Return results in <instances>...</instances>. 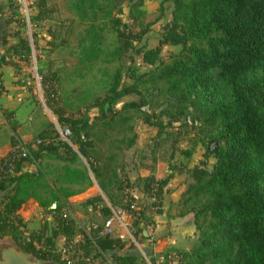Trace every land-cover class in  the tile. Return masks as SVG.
I'll use <instances>...</instances> for the list:
<instances>
[{
	"label": "trees",
	"instance_id": "16d2710c",
	"mask_svg": "<svg viewBox=\"0 0 264 264\" xmlns=\"http://www.w3.org/2000/svg\"><path fill=\"white\" fill-rule=\"evenodd\" d=\"M126 1L129 24L121 18ZM171 2V19L161 26L158 46L135 51L151 67L141 73L134 58L126 55L163 17L162 1L158 16L149 22L144 0H66L74 15L68 24L82 26L70 71L80 78L91 73L98 79L100 94L91 96L84 90L75 104L62 88V78L55 73L42 76L46 106L62 134L65 130L70 134L62 140L53 128L52 135L47 133L49 142L41 139L22 160L34 164L35 172L22 171L20 161L15 174L0 180V191L9 190L0 201V237L9 228L17 229V211L33 201L51 215L53 225L43 247L29 241L24 249L37 259L58 262L54 240L62 236L64 246L72 249L76 234L75 222L64 210L67 199L92 186L93 180L110 205L101 207L104 217L119 208L138 226L142 212L132 208L124 152L135 144L136 122L141 121L157 129V138L165 134L158 145L170 141L168 174L161 179L153 174L138 178L139 190L153 199L155 213H162L165 188L175 172L190 179L178 203L179 214L192 217L197 239L189 250L171 248L178 256L176 264H264V0ZM44 13L38 10L36 19L43 20ZM13 35L18 42L0 55V64H10L5 59L12 48L30 52L28 38L18 31ZM165 44L181 49L164 59L160 51ZM4 91L0 73V96ZM125 96L138 98L120 102ZM92 109L96 113L91 118ZM1 114L13 116L4 109ZM182 117L187 122L180 125L195 129L204 147L203 159L183 170L171 161L176 152L190 158L193 149L178 148L179 135L167 131L170 121ZM152 153L156 162L155 150ZM210 158L214 163L208 169ZM97 201L103 200L94 196L84 205ZM47 228L44 222L41 233ZM138 231L144 234L143 229ZM80 236L96 253L125 245L101 227ZM111 256L114 264H138L134 254Z\"/></svg>",
	"mask_w": 264,
	"mask_h": 264
},
{
	"label": "rangeland",
	"instance_id": "374dc122",
	"mask_svg": "<svg viewBox=\"0 0 264 264\" xmlns=\"http://www.w3.org/2000/svg\"><path fill=\"white\" fill-rule=\"evenodd\" d=\"M26 1L28 19L23 17L24 15L20 12L16 0H0V55L5 54L8 46L17 44L18 36L13 35L16 31L19 32V36L28 38L30 42L29 53L19 48L15 50L12 48L10 52L6 53L5 59L10 64H0L2 81L4 86H7V89L0 96V156L15 145L29 151L35 148L41 139L48 143L47 133L52 135L53 128L59 132L60 139L66 140L59 130L56 116L46 106L44 89L41 84L43 75H48L51 78L52 74L55 73L62 78V88L73 102H75L76 96L84 90H89L91 96L100 94L98 79L94 78L91 73H88L85 78H80L76 72L70 71L76 62L73 52L78 49L77 37L82 30V26L68 24L67 20L74 17V15L67 8L66 0ZM43 1L45 2L44 5L41 3ZM161 1L163 2V17L151 25L143 39L140 42H135L134 49L126 55V57L132 56L134 58L136 69L141 73L149 71L151 67L145 64L141 59V55L135 51L141 46L147 48L158 46V40L162 32L161 26L171 19L173 4L171 0H144L142 7L146 12L145 20L152 22L159 14L158 7ZM128 6V1L122 5L123 13L121 16L123 22L127 24H129L127 18ZM41 9L46 12L43 14L45 18L37 20V12ZM4 40L6 45H3ZM180 49V45L165 44L161 47L160 56L167 59L170 55L178 53ZM125 62H127V59H125ZM14 75L16 78L13 80ZM123 79L128 81L126 77ZM137 98V96H125L120 102ZM1 109L13 112V116H3ZM95 113L96 110L92 109L89 113L90 117L92 118ZM161 120L168 121L165 116L161 117ZM184 122H187L184 117L179 118L178 121H170L167 128L168 132H175L179 135V142L176 145L178 148L193 149L190 158H185L179 154L174 155L171 161L172 164L182 170L191 166L193 162H199L203 159L204 152V147L199 142L200 136L189 125H180ZM135 130L137 133L135 144L124 152V172L132 183L129 190L130 195L134 197L132 208L142 212L140 223L138 226H134V217L124 211V216L114 219L111 226L112 233L110 234L114 237L121 236L119 238L125 242L124 247L96 253L85 245L84 241H81L80 235L82 232L90 234L98 227H101L102 232H104V224L109 219V217H104L101 207L110 205L93 180L92 186L86 188L80 194L69 197L67 205L64 207L66 214L74 220L76 227L72 249L66 248L64 238L58 236L54 240L56 251L60 254L58 262L40 260L30 254L32 260H38L42 264H81V262H84L82 264H114L111 255L116 253L121 255L134 254L137 256L138 264L177 263V260L176 262L172 261L171 255H174L175 259L178 256L170 252V248L163 247L162 239L168 235L166 229L159 236L153 234L152 228L154 225L149 221L152 220L150 214L155 212L156 207L151 205L153 199L139 190V176L134 177L135 174H132L133 171H139V167L154 168L157 161L152 162L153 150L156 152V159L160 158V160L166 162L170 154V141L167 139V142L162 146L158 145L161 138H165V134L163 133L161 137L157 138V129L141 121L136 122ZM81 160L88 166L85 159L81 158ZM206 161L207 168L211 169L214 159L210 158ZM20 169L28 172L36 171L35 165L29 161L21 163ZM189 180V177L185 174L184 182L187 184ZM180 182L182 183V181ZM8 192L9 190L0 191V201ZM94 196H100L103 201L84 205L87 199ZM1 208L2 205H0ZM17 214H19V218L15 219L14 225L17 226V229L9 228L8 234L2 237L3 240L22 251H25L24 244L29 241H33L34 246L37 248L43 247L44 239L51 234L53 225L51 215L33 201L23 204ZM19 220L22 223H19ZM44 222H47L48 228L42 234L41 227ZM140 229L144 230V234L138 231ZM33 231L35 232L34 235L31 234ZM74 244H76V247H74ZM156 245L159 248L155 249Z\"/></svg>",
	"mask_w": 264,
	"mask_h": 264
},
{
	"label": "crops",
	"instance_id": "0c3cea01",
	"mask_svg": "<svg viewBox=\"0 0 264 264\" xmlns=\"http://www.w3.org/2000/svg\"><path fill=\"white\" fill-rule=\"evenodd\" d=\"M15 78L16 76L14 75L13 80ZM5 89H7V86L5 87ZM176 154L178 155V152H176L175 155ZM197 163V161L193 162L191 166H188V168ZM168 172L169 171L167 163L164 160L157 159L152 172L150 171V169L139 167V171H133L132 174H135L134 177H136L137 175L139 177H146L150 174H153L156 179H161L164 178L168 174ZM184 175L183 173L173 174V176L167 183V186L165 188L166 192L164 193L162 198V205L160 207L162 213L156 214L154 212L150 214L151 219L154 222V227L152 228L153 234L159 236L161 235V232L166 229L168 235L167 237L162 239V242L164 243L163 247L170 249L176 248L180 250H189L197 239V233L193 224L192 217L179 214L178 203L181 194L186 186V183L184 182ZM180 181H182V183ZM94 184L97 187L96 182ZM156 248H159V246L156 245L155 249Z\"/></svg>",
	"mask_w": 264,
	"mask_h": 264
},
{
	"label": "built area",
	"instance_id": "2783aa9c",
	"mask_svg": "<svg viewBox=\"0 0 264 264\" xmlns=\"http://www.w3.org/2000/svg\"><path fill=\"white\" fill-rule=\"evenodd\" d=\"M19 6L20 12L24 15L23 17H26L28 19V8H27V1L26 0H16ZM30 43V42H29ZM69 134L68 130L64 131V135ZM28 156V151L18 145L13 146L8 150L5 154L0 156V180L5 179L9 176H12L15 174V170L19 162L21 161L23 163V159ZM125 212L119 208L112 209V214L107 219V221L104 224V233L105 234H111V226L114 222L115 218H119V216L124 215ZM121 237V236H119ZM176 257L174 255H171L172 261H175Z\"/></svg>",
	"mask_w": 264,
	"mask_h": 264
},
{
	"label": "flooded vegetation",
	"instance_id": "af4514ba",
	"mask_svg": "<svg viewBox=\"0 0 264 264\" xmlns=\"http://www.w3.org/2000/svg\"><path fill=\"white\" fill-rule=\"evenodd\" d=\"M2 237H0V264H16L17 261L24 264L27 262L31 264H42L38 260H32V256L29 253L17 249L14 245L3 240Z\"/></svg>",
	"mask_w": 264,
	"mask_h": 264
},
{
	"label": "bare ground",
	"instance_id": "6f19581e",
	"mask_svg": "<svg viewBox=\"0 0 264 264\" xmlns=\"http://www.w3.org/2000/svg\"><path fill=\"white\" fill-rule=\"evenodd\" d=\"M21 263V262H20ZM21 264H24V263H21ZM26 264H30L29 262H27Z\"/></svg>",
	"mask_w": 264,
	"mask_h": 264
},
{
	"label": "water",
	"instance_id": "95a60500",
	"mask_svg": "<svg viewBox=\"0 0 264 264\" xmlns=\"http://www.w3.org/2000/svg\"><path fill=\"white\" fill-rule=\"evenodd\" d=\"M19 263H20V262H18V261H17V263H16V264H19Z\"/></svg>",
	"mask_w": 264,
	"mask_h": 264
}]
</instances>
